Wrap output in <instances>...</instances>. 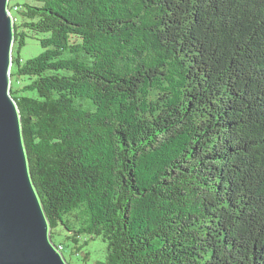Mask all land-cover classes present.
Returning <instances> with one entry per match:
<instances>
[{
  "label": "trees",
  "instance_id": "1",
  "mask_svg": "<svg viewBox=\"0 0 264 264\" xmlns=\"http://www.w3.org/2000/svg\"><path fill=\"white\" fill-rule=\"evenodd\" d=\"M8 8L10 93L60 252L64 231L73 254L106 244L96 264H264V0ZM29 39L42 51L22 61Z\"/></svg>",
  "mask_w": 264,
  "mask_h": 264
},
{
  "label": "water",
  "instance_id": "2",
  "mask_svg": "<svg viewBox=\"0 0 264 264\" xmlns=\"http://www.w3.org/2000/svg\"><path fill=\"white\" fill-rule=\"evenodd\" d=\"M8 3L0 0V264H68L51 241L10 93L15 36Z\"/></svg>",
  "mask_w": 264,
  "mask_h": 264
},
{
  "label": "rangeland",
  "instance_id": "3",
  "mask_svg": "<svg viewBox=\"0 0 264 264\" xmlns=\"http://www.w3.org/2000/svg\"><path fill=\"white\" fill-rule=\"evenodd\" d=\"M21 0H10L9 5L20 2ZM42 49L37 41L29 39L26 41V45L20 50V57L22 61H26L36 55H38ZM14 53H17V48H14ZM67 234L62 231L58 235L54 236L53 241L58 244L62 243L64 249L62 251L63 257L70 264H96L97 262H104L106 255V244L100 239L95 238L90 240L88 237L79 238V243L82 244L84 240H88L87 244L81 247L79 253H72V243L65 240ZM87 257L85 258V256Z\"/></svg>",
  "mask_w": 264,
  "mask_h": 264
},
{
  "label": "bare ground",
  "instance_id": "4",
  "mask_svg": "<svg viewBox=\"0 0 264 264\" xmlns=\"http://www.w3.org/2000/svg\"><path fill=\"white\" fill-rule=\"evenodd\" d=\"M8 11H9V13H10V10L8 9ZM11 14V13H10ZM11 16H12V14H11ZM12 18H13V16H12ZM13 22H14V18H13ZM12 52H13V48H12Z\"/></svg>",
  "mask_w": 264,
  "mask_h": 264
},
{
  "label": "built area",
  "instance_id": "5",
  "mask_svg": "<svg viewBox=\"0 0 264 264\" xmlns=\"http://www.w3.org/2000/svg\"><path fill=\"white\" fill-rule=\"evenodd\" d=\"M58 250L61 251L62 250L61 247L58 246Z\"/></svg>",
  "mask_w": 264,
  "mask_h": 264
}]
</instances>
